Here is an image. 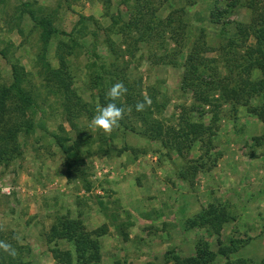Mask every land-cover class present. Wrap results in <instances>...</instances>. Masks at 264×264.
Segmentation results:
<instances>
[{"label":"rangeland","instance_id":"rangeland-1","mask_svg":"<svg viewBox=\"0 0 264 264\" xmlns=\"http://www.w3.org/2000/svg\"><path fill=\"white\" fill-rule=\"evenodd\" d=\"M23 1L31 2L39 14L51 15L59 30L44 51L51 65H58L60 40L69 44L74 36L79 41L68 55L69 68L88 109L70 115L59 90L47 81L38 57L43 51L40 28L26 12L20 13ZM212 4L213 0H0V83L9 80L10 60L17 61L26 71L23 85L34 98L27 114L34 127L18 134L21 153L8 163L0 162V240L19 253L13 258L0 250V260L62 264L49 249L55 246L69 249L74 264H173L168 256L193 253L199 239L216 250L219 236L226 243L240 240L231 259L264 264V143L255 139L264 127L252 109L264 106L263 96L250 97L248 104L220 96L219 120L207 154L200 143L179 154L163 141L166 133L149 136V126L124 95L120 100L131 112L119 127L111 133L89 128L101 105V79L108 89L118 81L129 83L137 102L150 97L151 106L144 112L164 129L176 127L193 101L194 92L183 81L188 63L205 64L202 82L213 80L214 88L205 89L213 98L219 96V81L234 82L230 69L236 71L254 42L249 28L264 16V0H238L219 21L210 17ZM238 26H245V31L240 33ZM257 75L256 69L249 73ZM153 98L162 107L156 109ZM209 109L203 103L202 115L193 111L194 117L208 122ZM53 134L67 137L68 144L79 142L69 170ZM210 203L229 216L220 235L207 225L186 227L185 220ZM61 214L82 219L88 229L107 224V233L100 237V261L78 263L72 241H48L49 228ZM14 235L21 236L19 243ZM225 261L218 254L214 264Z\"/></svg>","mask_w":264,"mask_h":264},{"label":"trees","instance_id":"trees-1","mask_svg":"<svg viewBox=\"0 0 264 264\" xmlns=\"http://www.w3.org/2000/svg\"><path fill=\"white\" fill-rule=\"evenodd\" d=\"M104 1L109 2V0ZM237 1L213 0L212 7L210 8V17L214 21H219L221 17L231 10L232 6L236 5ZM222 3H225V6ZM24 12L40 28L41 48L43 51H39L38 57L46 69L45 77L47 81L52 82L61 93L66 110L70 115H74L80 110L88 109L86 101L73 85V73L69 68L68 55L73 53L79 41L74 36L70 37L69 44L64 40H60L56 51L59 59L58 65H51L44 51L53 35L59 32L53 24L52 16L39 14L29 1H23L21 3L20 13ZM238 27L240 33L245 31V26ZM249 29L254 37V42L241 56V60L236 66V71H234V68L230 69L234 82L222 83L219 81L216 84L217 89L220 91L217 98H213L209 92L205 91V89L209 90L210 88H214L211 84L213 80L207 83L202 82V76L207 72L205 64L199 67L195 61L188 63V73L184 75L183 81L184 85L191 88L194 92V98L191 105L185 108L184 115L181 116L180 123L176 127L164 129L160 123L151 120L148 113L144 111L137 112L135 110L137 103L135 92L129 83L123 82L128 89L127 93L124 94V101L130 105L137 117L149 126V130H147L149 131V136H161L162 132L166 133L167 138L163 141L165 143L169 142L179 154L183 153L184 149H190L194 143H200L205 145L204 153L207 154L211 149L212 137L215 135V127L219 120L216 107L220 96L225 95L224 97H228V99H233L234 97L241 104H248L250 97H264V16ZM10 66L9 80L5 83H0V162L2 163H8L21 153V144L18 141L19 132L28 133L34 127V119L27 115L30 108L34 105V98L23 85V80L26 75L25 68L21 63L11 60ZM254 69L258 70L259 75L250 77L249 73ZM241 73H245L246 76L243 77ZM115 77L122 79L119 74L115 75ZM195 77L201 80V82L195 80ZM111 79L113 80L114 76ZM100 84L102 89L98 94L99 102L101 105H106L109 102L106 98L108 88L105 80L101 79ZM116 103L118 106L125 107L124 102L120 99ZM203 103L211 107V110L209 109L211 116L206 123L195 118L193 114V111H198L199 115H202L203 110L199 109ZM153 104L156 109L162 107V103L155 98H153ZM252 109L262 121L264 127V106L260 108L252 106ZM70 121L74 125L72 119ZM53 135L55 141L64 153V163L69 170L72 167V157L76 153V148L79 147V142L75 140L72 144H68L66 143L67 137L61 136L60 134ZM255 139L258 143H264V131L260 135L255 136ZM197 165L201 166L202 162ZM186 174V171L181 172V175L184 177ZM228 217L224 208L210 203L197 212L195 217L187 218L185 225L186 227H192L197 224L207 225V227L212 228L214 233L220 235L223 223ZM107 231L108 226L106 223L88 229L82 219L61 214L51 224L47 239L51 241L57 238H64L72 241L78 263L98 262L101 259L100 237L107 233ZM123 236L127 237V232L124 231ZM239 241L238 238H232L226 243L217 236L216 242L218 246L216 250H213L207 240L199 239L195 244L193 253L188 255L172 253L170 256L167 254L166 256L171 258L173 264H214L218 254L226 258L223 264H246V260L243 258H230V254L237 250ZM49 249L53 252L54 257L62 264H74L72 253L69 249L61 250L55 246H51ZM0 264L5 263L0 260ZM19 264L30 263L28 260H20Z\"/></svg>","mask_w":264,"mask_h":264},{"label":"clouds","instance_id":"clouds-1","mask_svg":"<svg viewBox=\"0 0 264 264\" xmlns=\"http://www.w3.org/2000/svg\"><path fill=\"white\" fill-rule=\"evenodd\" d=\"M128 91L125 84L121 81L113 84L106 91V98L109 101L106 105H97L96 114L92 118L89 128L92 130H102L105 133H111L115 128L119 127L120 121L124 118L126 112H131V108L118 106V101ZM151 99L144 96L142 101H138L135 105L137 112H142L146 107L151 106ZM13 239L18 243L21 241L20 235H14ZM0 250L7 253L9 256L16 258L19 253L11 243L0 240Z\"/></svg>","mask_w":264,"mask_h":264},{"label":"crops","instance_id":"crops-1","mask_svg":"<svg viewBox=\"0 0 264 264\" xmlns=\"http://www.w3.org/2000/svg\"><path fill=\"white\" fill-rule=\"evenodd\" d=\"M129 236H131L130 234H129ZM112 243V242H111Z\"/></svg>","mask_w":264,"mask_h":264}]
</instances>
